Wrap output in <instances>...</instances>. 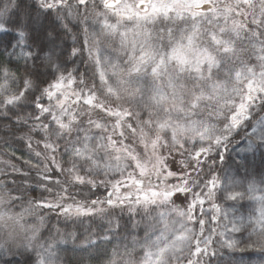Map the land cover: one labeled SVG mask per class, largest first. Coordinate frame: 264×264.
I'll return each instance as SVG.
<instances>
[{
	"label": "snow or ice",
	"instance_id": "1",
	"mask_svg": "<svg viewBox=\"0 0 264 264\" xmlns=\"http://www.w3.org/2000/svg\"><path fill=\"white\" fill-rule=\"evenodd\" d=\"M245 253L264 264V0H0V264Z\"/></svg>",
	"mask_w": 264,
	"mask_h": 264
},
{
	"label": "trees",
	"instance_id": "2",
	"mask_svg": "<svg viewBox=\"0 0 264 264\" xmlns=\"http://www.w3.org/2000/svg\"><path fill=\"white\" fill-rule=\"evenodd\" d=\"M14 147L19 148V151L17 152V155H23L25 156V158H27L28 155V149L26 147H24L23 145L17 144L15 142H13ZM222 166L218 167V171H221ZM221 174V172H220ZM33 187H36L35 185H32ZM35 196H39L40 195V190L37 188V190L35 192L32 193ZM209 206L206 205V209H208ZM48 217L50 218V222L56 226V227H60L62 232H67V231H72L75 228V225L71 224V221H68V225L69 227H65V220L63 217H57L56 213L52 212V213H48L47 214ZM85 220V227H87L88 224V218H83Z\"/></svg>",
	"mask_w": 264,
	"mask_h": 264
},
{
	"label": "rangeland",
	"instance_id": "3",
	"mask_svg": "<svg viewBox=\"0 0 264 264\" xmlns=\"http://www.w3.org/2000/svg\"><path fill=\"white\" fill-rule=\"evenodd\" d=\"M3 38L7 39L8 37H3ZM236 156H237V149L236 148H232L230 153L225 154V163L222 166L221 171H220L222 176L225 174H233L235 172V167L232 165H233V159L236 158ZM229 166H232V167H229ZM178 203H179V201H178ZM226 254L227 253H225V255ZM244 255H245L246 259H248V258L251 259L252 264H259V259H258L256 254H251L250 257H249L248 253H245Z\"/></svg>",
	"mask_w": 264,
	"mask_h": 264
}]
</instances>
